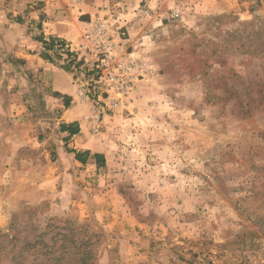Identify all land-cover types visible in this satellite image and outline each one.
Masks as SVG:
<instances>
[{"label":"rangeland","instance_id":"374dc122","mask_svg":"<svg viewBox=\"0 0 264 264\" xmlns=\"http://www.w3.org/2000/svg\"><path fill=\"white\" fill-rule=\"evenodd\" d=\"M84 1L0 10L16 6L7 19L24 22L46 5L76 15ZM93 2L75 50L57 46L90 119L106 116L104 169L59 173L41 92L14 78L23 64L0 34V264H67L74 245L92 248L87 264H264V0ZM97 22L127 62L109 63L114 81L80 49ZM62 183L79 205H62Z\"/></svg>","mask_w":264,"mask_h":264},{"label":"crops","instance_id":"0c3cea01","mask_svg":"<svg viewBox=\"0 0 264 264\" xmlns=\"http://www.w3.org/2000/svg\"><path fill=\"white\" fill-rule=\"evenodd\" d=\"M15 7L8 5L0 10V34L4 38L7 37V40L3 38L4 42L9 41L12 44L11 58L15 61L19 60L23 64L21 66L20 63L15 62L14 78H26L27 81L23 82L25 85L27 83L33 91L41 92L38 101L47 110H45L46 114L43 113L39 116L38 123L46 137L45 144L49 145L51 152L57 156L58 165L56 168L60 174H64L66 177L71 176L72 171L77 172L76 168L80 169L79 167L84 170L104 169L109 164L107 152L110 146L103 139V134L107 133L105 131L107 128L106 116H103L102 121L90 119V110L86 105L88 102L81 99L78 94L77 79L71 71L61 65L62 50L56 45L47 50L41 41L43 39L49 43L51 38H58L65 45L67 43L70 46L69 51H74L75 46L81 41V34L90 26L92 20H82L78 15L89 13L93 17L99 12L95 8V2L92 6L90 0L84 1V4L80 6L81 11L78 10L76 15L72 14L75 9L67 10L65 15L55 14L53 5H46V8L43 7L23 16L24 22H18V18L7 19V13L8 16L16 17L18 12ZM12 29L13 33L10 37H8L9 34L5 35V32ZM43 52H46L49 58L43 56ZM71 56L76 57L75 54H71ZM81 56H85V54L80 53L77 59H80ZM16 71L19 72L16 73ZM64 125L69 128L61 129V126ZM101 125L104 129L99 131L96 126L100 127ZM70 150L81 152L82 159L87 158L86 161L77 160L75 153ZM87 151L89 152L88 156L84 153ZM95 153L104 156V165L95 163L93 158ZM80 178L82 177L80 176ZM62 186L63 189L58 193L62 205L66 207H69L71 203L79 205L78 195H73L76 198H72V194L67 192L64 183Z\"/></svg>","mask_w":264,"mask_h":264},{"label":"built area","instance_id":"2783aa9c","mask_svg":"<svg viewBox=\"0 0 264 264\" xmlns=\"http://www.w3.org/2000/svg\"><path fill=\"white\" fill-rule=\"evenodd\" d=\"M106 33L107 29L105 24L97 22L90 30L84 32L83 42L82 44H80V49H84L90 54L91 57H93L94 62L96 63L95 67L97 68V70H99L100 73V79L104 78L110 81H114L116 78L111 73V70L107 69L108 65L114 62L126 65L127 62L123 60H116V51L118 50H115V46L113 47V43L111 42V40L106 38ZM126 83L127 82H125V84ZM109 88L112 89V86H110ZM79 93L81 96L88 98L83 89H81ZM93 117L95 118V120L99 119L98 114H94ZM94 131H96V128H94Z\"/></svg>","mask_w":264,"mask_h":264},{"label":"trees","instance_id":"16d2710c","mask_svg":"<svg viewBox=\"0 0 264 264\" xmlns=\"http://www.w3.org/2000/svg\"><path fill=\"white\" fill-rule=\"evenodd\" d=\"M42 43L45 44V48L47 50H50L53 48V45H62L64 42L58 38H51L49 40V43H47L45 40L41 39ZM59 47V46H57ZM43 56L49 58L48 54L46 52H43ZM69 66H70V63H67L65 64V68L66 69H69ZM66 105V104H65ZM68 129L69 127L64 125V126H61V129ZM75 132V131H74ZM73 132V133H74ZM71 152H74L75 153V158L79 161H82V162H85L86 159H82L81 157V152L79 151H75V150H70ZM86 153V155L88 156L89 155V152H84ZM93 158L95 159V163L97 165H104L105 164V160H104V156L102 154H99V153H95L93 154ZM25 243V242H24ZM30 245L29 242L25 243L22 247H20V250L24 249L25 246H28ZM74 251L72 253H69L68 257L69 259L67 260V264H87V260L88 259H93L94 258V253L92 252V248H90L89 246L88 247H84L82 249H80V247H77V245H74ZM51 250L52 249H46L44 250L43 253L41 254H46V255H50L51 253ZM53 253V252H52ZM51 253V255H52ZM11 260L14 259V258H17L16 254H11ZM63 259V256L60 258V257H55L53 258V260L55 261L54 263L52 264H60L59 261ZM35 262H32L31 264H34ZM36 264V263H35Z\"/></svg>","mask_w":264,"mask_h":264}]
</instances>
